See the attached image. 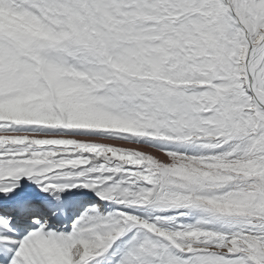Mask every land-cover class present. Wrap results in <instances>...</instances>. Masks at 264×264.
Returning <instances> with one entry per match:
<instances>
[{
    "label": "snow or ice",
    "instance_id": "1",
    "mask_svg": "<svg viewBox=\"0 0 264 264\" xmlns=\"http://www.w3.org/2000/svg\"><path fill=\"white\" fill-rule=\"evenodd\" d=\"M0 264H264V0H0Z\"/></svg>",
    "mask_w": 264,
    "mask_h": 264
}]
</instances>
